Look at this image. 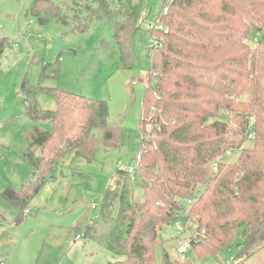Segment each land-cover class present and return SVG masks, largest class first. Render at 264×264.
Returning a JSON list of instances; mask_svg holds the SVG:
<instances>
[{"label":"trees","instance_id":"1","mask_svg":"<svg viewBox=\"0 0 264 264\" xmlns=\"http://www.w3.org/2000/svg\"><path fill=\"white\" fill-rule=\"evenodd\" d=\"M70 2L34 0L30 12L43 25L56 21L82 33L109 21L122 66L130 68L145 0ZM159 17L166 29L151 31L161 46L152 57L140 130L138 177L145 199L133 201L130 176L121 168L117 188H108L101 204L107 219L118 204V221L127 226L125 238L112 237L122 258L113 264H157L159 235L183 212L196 221L189 243L199 259L226 264L222 253L235 247L232 264H248L264 249V0H164ZM3 49L0 37V54ZM59 75L49 65L42 72L43 79ZM40 90L56 99L57 109H26L35 125L26 133L29 147L21 158L35 177L22 190L8 186L3 192L22 215L54 166L64 177L68 167L84 178L75 163L92 162L101 146L119 141L108 102L60 88ZM250 134L254 145L245 148ZM235 150L236 162L222 161ZM214 163L217 168L209 171ZM191 199L197 201L189 206ZM162 264L192 262L172 260L164 250Z\"/></svg>","mask_w":264,"mask_h":264},{"label":"rangeland","instance_id":"2","mask_svg":"<svg viewBox=\"0 0 264 264\" xmlns=\"http://www.w3.org/2000/svg\"><path fill=\"white\" fill-rule=\"evenodd\" d=\"M33 1L0 0V37L4 39L0 54V264H113L122 258L112 237L125 238L127 226L118 221V204L113 219L101 216V204L105 191L117 188L118 169L138 165L143 96L154 38L147 24L140 25L133 41L132 66L124 68L109 21L83 33L56 21L43 25L30 12ZM145 4L147 23H155L164 0H145ZM251 46L258 45L254 42ZM48 65L60 69L58 78H42ZM25 82L27 88L23 89ZM40 86L108 102L119 141L101 146L94 161L80 159L75 163L84 178L72 176L68 167L63 170L69 176L64 177L60 167L54 166L30 201V213L22 215L4 199L3 192L8 186L22 190L35 177L32 166L21 158V152L29 147L26 133L35 125L26 109L33 104L44 111L57 109L56 99L42 92ZM44 127L49 128L48 124ZM253 145L246 139L245 148ZM239 154L235 150L222 161L234 163ZM207 169L213 171V164ZM129 181L133 201L144 202L138 172ZM192 225L180 235L174 223L161 231L155 247L157 264H162L164 250L181 263L217 264L213 257H197L189 243L197 227ZM77 236L81 239L72 245ZM239 240L240 235L234 244ZM181 246H187L186 254L179 252ZM237 253L232 247L222 257L230 261ZM248 264H264V249Z\"/></svg>","mask_w":264,"mask_h":264},{"label":"built area","instance_id":"3","mask_svg":"<svg viewBox=\"0 0 264 264\" xmlns=\"http://www.w3.org/2000/svg\"><path fill=\"white\" fill-rule=\"evenodd\" d=\"M167 13H168V9L165 8V10H164V15H167ZM148 17H149V14L147 13V10L145 9V10L141 13V15H140V17H139V20H138L139 25L147 24V25H148V29H149L150 31H154V30H164V29H166L165 26H164V24H163V22H162V20H161V18H160L159 16H158V18L156 19V22H155V23H152V24H151V23H147V22H148ZM154 43H155V46H154V48L151 50V52H150V54H149L151 58H152L153 55H154V51H155V49L161 46V45H160V41H159V39H157V38H154ZM136 84H137V82L134 81V82H133V85H136ZM148 129H149V128H148ZM248 139H250V140L253 139L252 134H250V135L248 136ZM230 154H231V152H228V153H227V156H229ZM140 160H141V153L139 154L138 165H139V163H140ZM138 165H137V167L134 166V167H131V168H124L123 170H124L126 173H128L129 176H130L132 179H134L135 176L137 175V172H138ZM213 166H214V168H217V163H214ZM196 201H197V199H191V200H189V201H188L189 206H192ZM93 209H96V207H93ZM25 213H26V214H29L30 211H29V210H26ZM192 223H193L194 226H196V221H195V219H194V218H190L188 212H183L182 215L180 214V218L174 223V224H175V231L177 232L178 235H180V234H182V233H185V232H188L189 229L191 228ZM193 225H192V226H193ZM193 228H194V227H193ZM196 228H197V227H195L193 233L196 232ZM80 239H81V238H80L79 236H77L76 239H75V241L71 242L72 245H73L76 241H78V240H80ZM179 252H180L181 254H186V252H187V246H181V247L179 248ZM232 260H233V258H232L230 261H226V264H232ZM1 264H5V263H1Z\"/></svg>","mask_w":264,"mask_h":264}]
</instances>
